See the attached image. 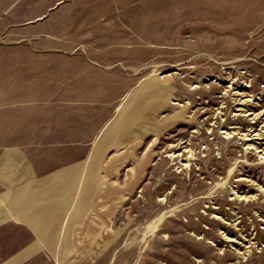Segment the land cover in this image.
<instances>
[{
  "label": "rangeland",
  "instance_id": "374dc122",
  "mask_svg": "<svg viewBox=\"0 0 264 264\" xmlns=\"http://www.w3.org/2000/svg\"><path fill=\"white\" fill-rule=\"evenodd\" d=\"M32 55L114 67L122 110L61 145L97 176L24 264H264V0H0V56ZM4 234L0 259L34 238Z\"/></svg>",
  "mask_w": 264,
  "mask_h": 264
},
{
  "label": "crops",
  "instance_id": "0c3cea01",
  "mask_svg": "<svg viewBox=\"0 0 264 264\" xmlns=\"http://www.w3.org/2000/svg\"><path fill=\"white\" fill-rule=\"evenodd\" d=\"M96 64L93 58L74 55L0 56V239L9 226L34 237L0 264H24L51 245L64 229H54L63 218V181L97 176L101 147L89 154V166L81 174L76 158L64 156L61 145L111 144L116 139L102 134L111 127L110 136H118L122 103L116 104L117 94L108 86L114 67ZM65 197L69 200L71 194ZM69 212L64 222L70 221Z\"/></svg>",
  "mask_w": 264,
  "mask_h": 264
}]
</instances>
